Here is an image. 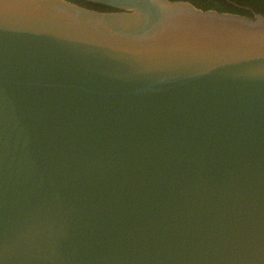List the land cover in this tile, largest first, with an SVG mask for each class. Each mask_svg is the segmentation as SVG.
Listing matches in <instances>:
<instances>
[{
  "label": "water",
  "instance_id": "1",
  "mask_svg": "<svg viewBox=\"0 0 264 264\" xmlns=\"http://www.w3.org/2000/svg\"><path fill=\"white\" fill-rule=\"evenodd\" d=\"M0 0V264H264V16Z\"/></svg>",
  "mask_w": 264,
  "mask_h": 264
},
{
  "label": "trees",
  "instance_id": "2",
  "mask_svg": "<svg viewBox=\"0 0 264 264\" xmlns=\"http://www.w3.org/2000/svg\"><path fill=\"white\" fill-rule=\"evenodd\" d=\"M87 9L99 12L111 11L110 8L92 4L81 0H68ZM170 1H187L201 10H215L221 13L238 14L245 17H252L253 13L264 16V0H230L233 4L225 0H170Z\"/></svg>",
  "mask_w": 264,
  "mask_h": 264
},
{
  "label": "flooded vegetation",
  "instance_id": "3",
  "mask_svg": "<svg viewBox=\"0 0 264 264\" xmlns=\"http://www.w3.org/2000/svg\"><path fill=\"white\" fill-rule=\"evenodd\" d=\"M227 3H229V4H233L234 5V3L233 2H231L230 0H225Z\"/></svg>",
  "mask_w": 264,
  "mask_h": 264
}]
</instances>
